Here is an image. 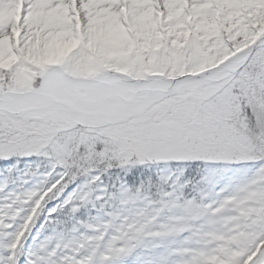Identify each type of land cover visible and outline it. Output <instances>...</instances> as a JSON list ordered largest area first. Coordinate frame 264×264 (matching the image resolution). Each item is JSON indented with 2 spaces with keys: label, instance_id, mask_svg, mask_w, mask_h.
I'll use <instances>...</instances> for the list:
<instances>
[{
  "label": "snow or ice",
  "instance_id": "1",
  "mask_svg": "<svg viewBox=\"0 0 264 264\" xmlns=\"http://www.w3.org/2000/svg\"><path fill=\"white\" fill-rule=\"evenodd\" d=\"M0 264H264V0H0Z\"/></svg>",
  "mask_w": 264,
  "mask_h": 264
},
{
  "label": "trees",
  "instance_id": "2",
  "mask_svg": "<svg viewBox=\"0 0 264 264\" xmlns=\"http://www.w3.org/2000/svg\"><path fill=\"white\" fill-rule=\"evenodd\" d=\"M37 227H39V224H37Z\"/></svg>",
  "mask_w": 264,
  "mask_h": 264
}]
</instances>
